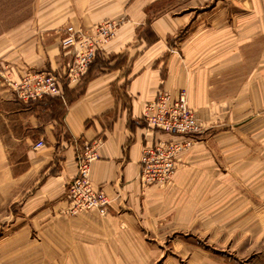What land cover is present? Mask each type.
<instances>
[{
	"label": "crops",
	"instance_id": "0c3cea01",
	"mask_svg": "<svg viewBox=\"0 0 264 264\" xmlns=\"http://www.w3.org/2000/svg\"><path fill=\"white\" fill-rule=\"evenodd\" d=\"M159 1L98 0L90 8L77 1L74 19L126 23L99 56L104 66L94 63L71 85V102L54 103V95L26 102L13 91L29 68L64 71L58 43L47 54L31 44L21 55L8 49L13 71L0 78V264H225L224 251L203 249L204 236L255 242L256 213L264 215V0H216L178 38L172 11L163 10L146 42L136 29ZM164 89L172 97L185 90L204 126L172 181L143 187L145 147L188 138L143 120L144 105ZM41 138L46 145L35 148ZM95 140L90 178L112 198L109 212L72 215L64 191L78 171L76 149Z\"/></svg>",
	"mask_w": 264,
	"mask_h": 264
},
{
	"label": "built area",
	"instance_id": "2783aa9c",
	"mask_svg": "<svg viewBox=\"0 0 264 264\" xmlns=\"http://www.w3.org/2000/svg\"><path fill=\"white\" fill-rule=\"evenodd\" d=\"M119 22L105 18L91 27L89 31L79 25H68L64 28L60 48L71 60L64 62V71L68 83L77 84L86 74L93 59L105 53L107 44L117 37ZM60 74L50 72H27L14 83V92L26 102L55 95L64 98ZM143 120L149 127L168 132L174 136H186V141L166 140L156 146L145 147L141 158L140 177L142 186L156 183L163 186L172 181L173 174L181 164L182 151L190 148L196 134L203 129L204 123L196 117L197 109L187 102V93L180 90L172 97L167 90H159L157 98L144 105ZM97 144L85 142L76 149V175L67 183L64 194L67 202V213L76 215L84 210L97 211L101 216L107 215L112 198L100 186H95L90 178L92 162L98 158ZM39 139L35 148L45 146Z\"/></svg>",
	"mask_w": 264,
	"mask_h": 264
},
{
	"label": "rangeland",
	"instance_id": "374dc122",
	"mask_svg": "<svg viewBox=\"0 0 264 264\" xmlns=\"http://www.w3.org/2000/svg\"><path fill=\"white\" fill-rule=\"evenodd\" d=\"M77 1L78 0H0V78L8 76V69L13 71V68L9 64V59H6L8 49L16 50V52L21 55L23 47L31 44L32 52L38 47L40 51L42 49L45 53L46 51L50 53L52 49L57 46V44L54 45V43H58L60 48V41L63 36L64 28L68 25L73 24L77 26L80 24L84 29L89 31L91 27L96 26L98 22L104 20H91L87 23L80 18L74 19L76 14L73 13V8L75 4L78 3ZM97 1L98 0H92V2H90V0H80L79 4H86V6L90 8V6H97L98 3L95 4ZM100 1L104 3L105 0ZM224 1L226 2L227 0ZM230 1L231 0H228V3H230ZM215 2L216 0H160L159 4H154V7L150 5L147 6L149 12L146 20L147 22L145 25L136 29V36L142 37L144 35L146 42L152 41L154 39V35L151 32L152 19L163 10H171V17L174 18V21H177V25L179 26L175 34L177 38L183 37L188 29L196 26L200 22V20H196L192 23L193 18L204 10L211 12L216 5ZM113 21L119 22L118 24L120 25L118 26V30H120L122 26L124 27L126 23V20L122 18L113 19ZM116 39L117 37L114 41ZM60 50L62 49L60 48ZM44 52L42 53L45 54ZM71 58V56L66 55L63 62H68ZM122 59L121 57L118 62ZM36 71H53L56 74H60L59 81L62 82V86L64 87L63 92H66L67 98L71 99L76 96V92L70 89L72 84L70 85L68 83L66 75L62 70L58 72V69L54 70L51 67L36 70L29 68L27 70V72ZM60 110L61 109H59V113ZM256 215L257 223L255 230L253 229V232H250L253 238L256 236L255 242L252 241V243H248L241 241V243H230L229 241H224L223 244H220L215 243L216 237L214 235H209L208 237L204 236L201 242L203 249H208L209 251L214 250L215 252L219 250L218 253H220V250L224 251L226 259L225 264H264V215L263 212H257ZM239 231L242 237L247 235L245 239L248 238L250 233L247 228L240 226ZM229 234L235 236L238 234V230L237 232L230 230ZM207 239L209 240L207 241Z\"/></svg>",
	"mask_w": 264,
	"mask_h": 264
},
{
	"label": "trees",
	"instance_id": "16d2710c",
	"mask_svg": "<svg viewBox=\"0 0 264 264\" xmlns=\"http://www.w3.org/2000/svg\"><path fill=\"white\" fill-rule=\"evenodd\" d=\"M101 64L102 66H104V62L102 61V60H100V58L99 57H97L96 59H93V61H92V63L90 64V67H91V65H93V64ZM118 61L116 62V65L115 66H117L118 65ZM63 89H64V87H63ZM63 89H62V92H63ZM63 95H65V98H67V94H66V92L64 93L63 92ZM55 96V95H54ZM55 98L56 99H54V101L56 102V103H58V99L60 98V96H55ZM73 98H71V99H69V98H67V101L69 102H71V100H72ZM61 114V111H60V113H59V111H58V115H60Z\"/></svg>",
	"mask_w": 264,
	"mask_h": 264
}]
</instances>
